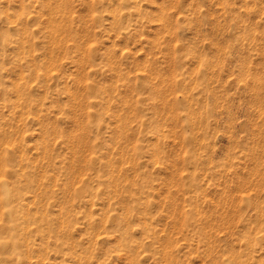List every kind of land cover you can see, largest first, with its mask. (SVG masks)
I'll list each match as a JSON object with an SVG mask.
<instances>
[{
    "label": "rangeland",
    "instance_id": "374dc122",
    "mask_svg": "<svg viewBox=\"0 0 264 264\" xmlns=\"http://www.w3.org/2000/svg\"><path fill=\"white\" fill-rule=\"evenodd\" d=\"M0 264H264V0H0Z\"/></svg>",
    "mask_w": 264,
    "mask_h": 264
}]
</instances>
